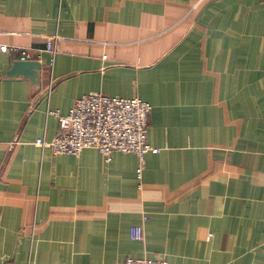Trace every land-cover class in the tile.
<instances>
[{
  "label": "crops",
  "instance_id": "1",
  "mask_svg": "<svg viewBox=\"0 0 264 264\" xmlns=\"http://www.w3.org/2000/svg\"><path fill=\"white\" fill-rule=\"evenodd\" d=\"M23 48L39 87L7 76ZM95 92L153 104L141 179L36 143ZM128 257L264 264V0H0V264Z\"/></svg>",
  "mask_w": 264,
  "mask_h": 264
},
{
  "label": "built area",
  "instance_id": "2",
  "mask_svg": "<svg viewBox=\"0 0 264 264\" xmlns=\"http://www.w3.org/2000/svg\"><path fill=\"white\" fill-rule=\"evenodd\" d=\"M58 36L47 39V50L56 52ZM21 60L35 59L31 49L20 50ZM53 88L50 83L49 90ZM153 104L138 96L123 97L103 92L85 94L76 99L67 114L50 111L60 121L59 134L51 140L37 139L43 148H51L56 154L79 155L84 149L94 147L100 150L108 162L115 151L135 153L141 165L137 175L141 179L146 153L158 152L148 141L150 115ZM132 238L144 237L143 225L131 229ZM14 264V263H9ZM125 264H171L167 259L149 257H128Z\"/></svg>",
  "mask_w": 264,
  "mask_h": 264
},
{
  "label": "water",
  "instance_id": "3",
  "mask_svg": "<svg viewBox=\"0 0 264 264\" xmlns=\"http://www.w3.org/2000/svg\"><path fill=\"white\" fill-rule=\"evenodd\" d=\"M42 62L36 59L17 60L8 71L9 78L28 77L36 87L41 85Z\"/></svg>",
  "mask_w": 264,
  "mask_h": 264
}]
</instances>
